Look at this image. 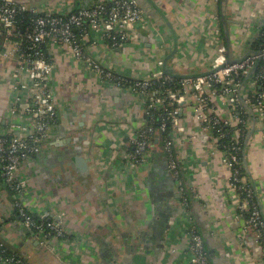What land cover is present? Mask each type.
<instances>
[{
  "label": "crops",
  "instance_id": "1",
  "mask_svg": "<svg viewBox=\"0 0 264 264\" xmlns=\"http://www.w3.org/2000/svg\"><path fill=\"white\" fill-rule=\"evenodd\" d=\"M18 1L30 10L57 14L94 2ZM141 1L150 29L136 27L116 48L99 36L83 45L92 59L132 79L148 76L158 66L171 78L201 74L210 69L220 43L229 58L240 59L254 51L252 43L264 28V0ZM216 28L223 32L220 40ZM46 49L54 64L56 122L40 153L23 159L20 169L27 180L28 209L58 222L63 235L44 241L25 227L15 214L12 190L0 176L1 242L30 264H192L187 228L194 224L210 264H264L261 242L238 214L239 198L229 185L232 171L224 152L214 149L211 133L197 120L189 92L181 105L185 131L172 137L185 185L196 194L191 206L177 193L160 133L150 146L149 161L139 165L129 156L131 140L145 123L136 94L103 84L69 51L53 44ZM14 65V55L0 57V133L19 120L10 110ZM209 100L217 115L236 125L220 92L209 90ZM247 119L242 163L264 221V121L250 114ZM74 156L85 159V168L74 164Z\"/></svg>",
  "mask_w": 264,
  "mask_h": 264
},
{
  "label": "built area",
  "instance_id": "2",
  "mask_svg": "<svg viewBox=\"0 0 264 264\" xmlns=\"http://www.w3.org/2000/svg\"><path fill=\"white\" fill-rule=\"evenodd\" d=\"M26 11L33 15L22 24L20 19ZM148 17L138 0H94L89 6L66 14L48 10L38 12L30 10L27 4L18 0H0V57L15 56V65L10 74L14 92L10 110L19 117L18 121L10 123L6 133H0V176L13 192L17 216L25 227L40 234L44 241L63 235L58 222L38 217L28 209L25 202L27 180L20 169L23 159L40 153L56 122L57 102L52 84L54 64L46 49L47 44H53L88 65L103 84H113L136 94L143 106L145 123L136 130L131 140L129 156L135 164L149 161L150 146L157 140L156 133L163 132L170 125V136L163 141V151L182 203H186L184 190L187 186L174 155L172 133L185 131L181 122V105L190 93L196 103V118L200 125L206 130L217 129L211 132L213 147L224 152L223 160L232 171L229 185L239 198L238 214L242 216L244 228L254 230L264 250V221L260 207L252 201L254 190L238 166L240 138L247 129L248 119L236 114L237 104L241 102V79L254 68L244 86L250 98L242 99L252 116L264 121V45L255 53L229 62L226 47L220 43L210 69L195 76L185 75L178 81L165 74L161 66L148 76L134 79L124 77L83 51L87 39L95 42L97 36L112 48L124 45L136 27L151 28ZM215 31L216 39L220 40V29L216 28ZM258 58L263 60V64L256 72ZM256 86L260 89L256 90ZM209 90L220 92L228 100L236 115V124L243 126L233 129V136L226 143L221 140L226 134L219 127L222 122L230 124V121L214 112L210 106ZM191 195L196 196L192 191ZM244 212L248 215L245 216ZM187 235L192 264H210L204 241L194 224L188 225ZM1 246L3 243H0ZM14 259L15 264H25L15 256H0L2 264Z\"/></svg>",
  "mask_w": 264,
  "mask_h": 264
},
{
  "label": "trees",
  "instance_id": "3",
  "mask_svg": "<svg viewBox=\"0 0 264 264\" xmlns=\"http://www.w3.org/2000/svg\"><path fill=\"white\" fill-rule=\"evenodd\" d=\"M220 2V0H218V3ZM94 3V2H93ZM92 3V4H93ZM23 16H22V18L20 19V23H26L27 22V20H28V17L30 16V15H33V13H31V12H24L23 14H22ZM21 31V30H20ZM76 33H78V29H76ZM221 35L223 36V32H222V30H221ZM264 45V28L263 29H261V32H260V34H259V36L253 41V43H252V49H254V51L255 52H257L260 48H261V46H263ZM262 64H263V60L262 59H257V62H256V64H255V67H256V72H258L260 69H261V67H262ZM246 77H243L242 79H241V82H243V80L245 79ZM174 80L175 81H178L179 80V78H174ZM263 83H264V81H262ZM245 86V85H244ZM243 89H244V87H243ZM260 88L258 87V86H256V90H259ZM246 94V95H245ZM245 94H244V97L245 98H250V93L248 92V91H246L245 92ZM244 98V99H245ZM237 111H236V114L239 116V117H241V118H248L249 117V114L247 113V108L242 104V102H240V103H238L237 104ZM156 114H157V112H156ZM148 119V118H147ZM237 126H240L241 128H243V126L241 125V124H236L235 126H232V125H230V124H227V123H225V122H222V124H221V126L219 127L220 128V130L221 131H223L226 135L221 139L222 140V142L223 143H226V142H228L229 140H230V138L233 136V132H232V130L233 129H235ZM217 129L216 128H213V129H211V130H208L209 131V133H211V132H213L214 133V131H216ZM170 125H168V126H166V128H165V130L163 131V132H161L160 133V139L161 140H159V142H162V141H164L165 139H167V138H169V136H170ZM246 134H247V129L244 131V136H242L241 138H240V140H241V150H240V154H239V159H238V166H239V168H240V172L241 173H243V174H246L245 173V168L243 167V163H242V161H243V147H244V145H245V140H246ZM131 147H132V145L130 146V148H128V150H131ZM3 179V178H2ZM4 181V180H3ZM12 194H13V192H12ZM184 196H185V199H186V204L187 205H190L191 206V201H192V195H191V189H189L188 187H186L185 188V190H184ZM252 201H254V202H256L257 203V201H256V197H255V195L253 196V198H252ZM189 206V207H190ZM15 214L17 215V210H15ZM244 215L245 216H247L248 215V213L247 212H244ZM37 219H40V218H37ZM32 231V230H31ZM196 231L200 234V232H199V230H197L196 229ZM33 232H34V230H33ZM201 235V234H200ZM0 243H3V242H1V240H0ZM204 247H205V245H204ZM3 248V251H1V249ZM206 249V248H205ZM0 256L1 257H10V256H15V258H20L21 260H23L24 262H25V264H30V263H28L24 258H23V256H21V255H19V254H17L15 251H13L12 249H10L9 247H8V245H6V244H4L3 243V246H1L0 247ZM15 260L16 259H14V260H12V261H10V262H8L7 264H15L14 262H15ZM208 260H209V257H208ZM209 262H210V260H209Z\"/></svg>",
  "mask_w": 264,
  "mask_h": 264
},
{
  "label": "water",
  "instance_id": "4",
  "mask_svg": "<svg viewBox=\"0 0 264 264\" xmlns=\"http://www.w3.org/2000/svg\"><path fill=\"white\" fill-rule=\"evenodd\" d=\"M143 1H147V0H143ZM222 2L221 3H224V1L225 0H221ZM138 2H139V4L141 5V6H143L142 4H141V0H138ZM144 8V7H143ZM145 10H146V8H145ZM147 11V10H146ZM222 21L224 22V28H225V34H226V37L228 38V30H227V26H226V24H225V19H224V16L222 15ZM228 42H229V40H227ZM253 53H255V51H252ZM251 52V53H252ZM249 54V53H248ZM248 54H246V55H248ZM246 55H244V56H246ZM243 56V57H244ZM242 58V57H241ZM228 61L229 62H232V61H234V59H231V58H229L228 57ZM254 71V68H252L251 70H250V72L248 73V75L246 76V78L243 80V83H242V86L240 87V96H241V102L244 104V102H243V99H242V87L245 85V83H246V81L249 79V77H250V75H251V73ZM183 76H185V75H183ZM182 76V77H183ZM245 105V107L246 108H248V106H246V104H244ZM248 113L250 114V116H252V114H251V112H250V110H249V108H248ZM73 162H74V164L78 167V168H85V166H86V162H85V159L83 158V157H81V156H74V158H73ZM204 242H205V240H204Z\"/></svg>",
  "mask_w": 264,
  "mask_h": 264
}]
</instances>
